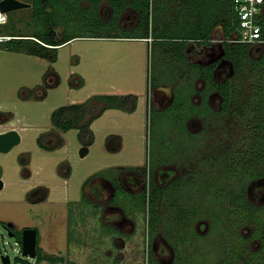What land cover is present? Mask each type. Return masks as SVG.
I'll list each match as a JSON object with an SVG mask.
<instances>
[{"label": "rangeland", "instance_id": "1", "mask_svg": "<svg viewBox=\"0 0 264 264\" xmlns=\"http://www.w3.org/2000/svg\"><path fill=\"white\" fill-rule=\"evenodd\" d=\"M69 3L73 5L72 0ZM74 6L72 15L63 12L51 17L52 22L66 29L67 35L80 37L61 47L53 63L8 50L9 43L0 45V124H8L9 128L15 124L22 129V143L9 154H0L6 182L0 192V264L4 254L11 258V264H21L16 258L23 257L21 247L9 237L3 223L17 230L27 226L40 229L44 260L39 264H52L56 257L63 260L59 264H247L242 241H247L248 250H259L260 240H252L259 225L252 222L236 227L241 204L231 203L225 189L238 193L241 186L231 179L223 180L224 162L217 166L206 160V149L211 148L213 136L219 135L216 115L208 118L209 125L199 120L185 121L201 109L191 105L189 98L184 106L179 98L176 104L180 106L166 108L173 100V88L185 89L192 84L194 90H199L204 88V79L181 69L176 76L178 67L168 62L170 55H157L152 39L112 38L139 35L138 15L131 7L126 11L120 7L112 16L107 1L100 4L99 12L92 7L86 15L83 9L87 5ZM177 16L178 12L169 21ZM3 18L8 22L0 25V40L10 38L3 35L44 31L34 22L31 10L13 11ZM87 18L95 20L84 22ZM213 39V46L194 48L186 55L189 63L201 65L221 59L216 79L223 81L233 70L222 59V27L214 31ZM160 60H166L167 67ZM152 73L159 76V87H150ZM96 95H135L137 110L128 113L109 109L94 121L91 129L95 142L89 155L80 158L78 131L63 134L53 129L51 115L62 106L81 104ZM182 95L187 97L186 92ZM191 98L197 104L202 99L194 92ZM220 102L216 93L209 99L214 110L220 108ZM150 103L161 110L152 113ZM202 109L207 116V110ZM205 125L213 127L208 136L203 133L196 140L190 135L201 133ZM41 133H52L51 148L64 145L43 152L36 145ZM112 134L118 136L108 143ZM59 163L65 164L57 166ZM70 166L74 170L71 179ZM121 168H126L121 179L129 190L121 188L110 204L113 187L107 178L118 177ZM149 176L155 188L151 192L149 185L148 194L139 192L143 185L140 179L145 187ZM89 177L100 188L104 211L102 206L96 208L82 200L81 195L93 192L89 181L83 187ZM37 185L42 187L32 189ZM155 191H161L162 196L154 218L150 202ZM247 201L264 207V179L249 183ZM151 223L156 224L152 231ZM114 227L134 232L115 234L119 238L114 244L110 241ZM171 248L181 251L177 259ZM29 261L37 264L36 259Z\"/></svg>", "mask_w": 264, "mask_h": 264}, {"label": "trees", "instance_id": "2", "mask_svg": "<svg viewBox=\"0 0 264 264\" xmlns=\"http://www.w3.org/2000/svg\"><path fill=\"white\" fill-rule=\"evenodd\" d=\"M31 1L33 2L34 22L41 24L44 31L25 36L3 35L4 38L10 37L0 41V45L9 43L8 50L26 52L29 55L44 58L53 63L57 60L58 51L61 47L80 37L67 35L66 29L52 22L53 18L51 19V17H58L63 12L72 15L75 4L77 6L87 5V8H82L85 11L84 15L92 7L95 8L97 13L100 4L107 1L113 9V15L120 7H122V10L131 7L139 18L136 26L138 36H112V38L152 39V48L157 51V55L159 54L161 57L160 52L170 55L168 62L174 64L175 68L178 67V71H174L176 76H178L181 69L182 72L188 71L195 75L196 79L199 77L204 79L205 90L200 94L202 97L200 104L192 101L191 95L193 92L195 94L199 93L197 89L194 90L191 81V85L188 86L189 84H187L185 89L174 88L173 101L166 108L168 110L170 107H175L174 104L179 98H182V101L180 100L181 106H184L185 101H188L189 98L191 105L197 108L201 107V109L199 112L191 113L187 119H184L185 121L190 122L191 119L198 117L201 122H207L209 125L208 118L212 114L213 116L216 115L219 135L218 137L213 136L214 142L210 149H206L208 158L205 159L210 161L212 165L217 166L224 162L225 177H223V180L231 179L241 186V191H238V193L237 191L233 193L234 190L224 188L229 194L231 203L236 201L237 204H241L239 206L240 212L235 217L236 227L247 223H256L259 226L252 240L259 239L261 242V248L252 251L245 247L247 241H242L243 255L249 259L247 264H264V207H256L247 201L249 183L253 180L264 179V46L257 48L258 52L256 53L254 46L237 42V39L232 36L238 29V18L234 11L233 0H72L73 5L69 3V0ZM177 12L178 16L169 21V18L175 16ZM90 20H95V18H87L84 22ZM259 24L262 26L264 37V17ZM219 26L223 27L225 36L229 37L228 41L224 42L222 46L224 59L231 64L233 70L231 76L223 81L216 79L217 61L204 66L198 63H189L186 55V52H192L194 48L198 49L211 45L213 32ZM168 62L160 60L161 65H166V67ZM52 74L58 79L54 72ZM151 84V88L159 87L161 84L156 73L154 75L152 73ZM184 92L187 93V97L182 95ZM214 93L218 94L221 100L220 108L217 110L212 109L209 105L210 95ZM137 106L138 98L135 95H96L84 103L62 106L56 109L51 115V125L53 129L63 134L77 130L80 143L91 147L94 144V133L90 128L94 121L109 109L133 113L137 110ZM202 108L207 110V116L204 115V109ZM160 110L150 103L149 111L154 113ZM176 118H181L180 113L176 114ZM208 125L203 126L201 133H190V135H194L196 140L202 138L203 133L208 136L212 133V126L209 127ZM38 142L43 145L42 139H39ZM63 145L64 143L55 147V149ZM125 170L126 168H121L118 177L107 178L116 189L115 195L110 201L111 204H113L118 191L124 188L121 172ZM143 170L146 172V168ZM181 181L182 184L185 183L183 179ZM149 185L152 192L156 183L153 179H149V183L143 188L144 194H148L147 186ZM176 185L180 184L177 183ZM159 190L164 189L160 188ZM161 191H155V195L151 196L150 214L154 218L157 216L158 201L162 196ZM82 200H88L91 206L96 208L102 206L101 208L104 211L103 204L88 198L87 195L83 194ZM155 227L156 224H150L151 231ZM114 228L116 230L110 232L113 233L110 241L116 244L119 237H116L115 234L128 232ZM133 232L134 230L130 233ZM150 244L151 242L148 245L149 256L152 253ZM102 249L106 250L105 248ZM173 250L177 259L178 253L181 251L178 249ZM43 260L42 254L38 253L37 264ZM16 261L21 264H32L28 259L17 258ZM61 261H63L62 258L56 257L51 262L60 263Z\"/></svg>", "mask_w": 264, "mask_h": 264}, {"label": "flooded vegetation", "instance_id": "3", "mask_svg": "<svg viewBox=\"0 0 264 264\" xmlns=\"http://www.w3.org/2000/svg\"><path fill=\"white\" fill-rule=\"evenodd\" d=\"M0 1H2V0H0ZM19 1H21V2H23V3H27V4H29V5H31V7L30 8H26L27 10H31V12H32V9H33V2L31 1V0H19ZM112 8V7H111ZM127 8H129V7H127ZM127 8H125V10L124 11H126V9ZM22 10V9H21ZM113 10V9H112ZM15 12V11H14ZM113 12V11H112ZM10 13H12V12H10ZM9 14V13H8ZM1 15L3 16L4 14H2L1 13ZM5 15H7V14H5ZM112 15H113V13H112ZM112 17V16H111ZM6 19V18H5ZM138 20H139V18H138ZM7 21V20H6ZM219 27H222V26H219ZM218 28V27H217ZM216 28V29H217ZM215 29V30H216ZM222 29H223V27H222ZM213 34H214V32H213ZM223 35H224V40L221 42V47H222V50H223V46H222V44L224 43V42H226V41H228V38L229 37H226L225 36V34H224V31H223ZM213 36V35H212ZM233 37H236V33L235 34H233L232 35ZM132 40H150V39H132ZM213 42H214V39H213ZM213 42H212V44L211 45H209V46H204V47H211V46H213ZM203 48V47H202ZM198 49H201V48H198ZM222 59L223 60H225L224 59V51H223V56H222ZM213 61H217L218 62V68H219V66H220V64H221V59H219V60H213ZM213 61H211L210 63H212ZM226 61V60H225ZM228 62V61H227ZM210 63H208V64H206V65H204V66H207V65H209ZM218 70V69H217ZM204 90H205V85H204V88H201V89H199L198 90V95H200V94H202L203 92H204ZM173 91H174V88H173ZM173 91H172V94H173ZM215 94V93H214ZM213 94H211L210 95V97L212 96ZM173 97H174V94H173ZM200 97H201V95H200ZM210 99V98H209ZM173 101V100H172ZM201 101H202V99H201ZM201 101H200V103H201ZM172 103V102H171ZM171 103H170V105H171ZM200 103H198V104H200ZM197 104V103H196ZM169 106V105H168ZM193 120H199L198 119V117H196V118H193V119H191L190 121H193ZM200 121V120H199ZM201 122V121H200ZM0 123H1V119H0ZM3 123V122H2ZM3 124H0V126H2ZM50 134H52V133H41L37 138H36V145L40 148V150H42L43 152H52V151H55L56 149L55 148H51L53 145H52V143H53V140H52V138H51V136H50ZM22 136V135H21ZM39 139H42V142H43V145H40L39 144V142H38V140ZM22 143V142H21ZM84 145H81V147H83ZM9 154V153H8ZM20 157L22 158V155L21 156H19V160H21L20 159ZM61 164H65V163H59V165L58 166H60ZM142 172V171H141ZM4 176H5V171L3 170V168L1 167V164H0V180L1 181H3V183H4V187H3V189L5 188V185H6V182L4 181ZM144 178V177H143ZM150 179H152V177L150 176ZM154 180V179H153ZM90 182V177L88 178V179H86L85 181H84V183H83V187L85 186V184L87 183V182ZM92 182H94V181H91L90 182V184H93V185H91V190H93V192H91L89 195L90 196H88L90 199H92V200H94V201H96V202H98V203H100L101 202V199H102V197H101V195L99 194V191H100V188L99 187H95L96 185H94L95 183H92ZM139 182H141V184L143 183V185H141L142 187H140V184H138V187H140V190H139V192H141L142 190H143V188H144V182H143V179H140V181ZM110 184H111V186L113 187V195H112V197H111V199L113 198V196L115 195V191H116V189H115V187H114V185L112 184V182L110 181ZM122 185H123V187L125 188V190H129L127 187H126V185L124 184V182L122 181ZM94 186V187H93ZM41 188L42 187V185H37L36 187H33L32 189H35V190H37L38 188ZM93 187V188H92ZM3 189L2 190H0V192L1 191H3ZM83 189V188H82ZM39 190V189H38ZM138 192V193H139ZM81 196H83V195H81ZM111 199L109 200V203H110V201H111ZM111 204V203H110ZM113 207V206H112ZM116 207V206H115ZM114 208V207H113ZM3 227L7 230V232L9 233V237H12V238H14L15 240H16V245H19L20 247H21V252H22V246H23V232H24V230H27V229H35V230H37V257H38V253H41L42 254V252H43V249L41 248V246H40V240H41V231H40V229L39 228H35V227H29V226H27V227H24L23 229H21V230H17L15 227H13V226H10V225H7L6 223H3ZM120 230V229H119ZM124 232V231H123ZM126 232V231H125ZM132 232V231H131ZM128 233H130V232H128ZM20 239H21V241H20ZM172 250H173V248H171ZM4 255H6V254H4ZM17 258H21V259H26V258H24V257H17ZM16 258V259H17ZM28 260H31V259H28ZM55 263V262H54ZM57 263V262H56ZM53 264V263H52ZM59 264V263H58Z\"/></svg>", "mask_w": 264, "mask_h": 264}, {"label": "water", "instance_id": "4", "mask_svg": "<svg viewBox=\"0 0 264 264\" xmlns=\"http://www.w3.org/2000/svg\"><path fill=\"white\" fill-rule=\"evenodd\" d=\"M31 5L19 0H2L0 1V13L8 14L13 11L30 8ZM22 142L21 133L15 129L0 134V154H8ZM90 153L89 146H83L80 149V158H85ZM4 187L3 181L0 180V190ZM22 256L24 258H37V230L27 229L23 232ZM1 264H11V258L8 255L1 257ZM58 264V263H53Z\"/></svg>", "mask_w": 264, "mask_h": 264}, {"label": "built area", "instance_id": "5", "mask_svg": "<svg viewBox=\"0 0 264 264\" xmlns=\"http://www.w3.org/2000/svg\"><path fill=\"white\" fill-rule=\"evenodd\" d=\"M233 6L238 18L236 41L263 47V29L259 23L264 17V0H233ZM5 23L6 19L0 13V25Z\"/></svg>", "mask_w": 264, "mask_h": 264}, {"label": "crops", "instance_id": "6", "mask_svg": "<svg viewBox=\"0 0 264 264\" xmlns=\"http://www.w3.org/2000/svg\"><path fill=\"white\" fill-rule=\"evenodd\" d=\"M138 41H142V40H138ZM14 123V122H13ZM95 122H93L92 123V125L94 124ZM92 125H91V127H92ZM13 129H15V130H17V131H19V132H21L22 131V129L20 130V128L18 127V126H16L15 124H13V126L11 127V128H9L8 127V124H3L2 126H0V134H2V133H4V132H7V131H10V130H13ZM91 129V128H90ZM92 130V129H91ZM93 133H94V130L92 131ZM113 136H118V135H110L108 138H107V142L109 143L110 141H112L114 138H113ZM94 138H95V136H94ZM121 138V137H120ZM94 142H95V139H94ZM57 166H58V164H57ZM71 167V172H70V170H69V172H70V179H71V177L74 175V170H73V166H70ZM69 180V179H68ZM69 182V181H68Z\"/></svg>", "mask_w": 264, "mask_h": 264}]
</instances>
